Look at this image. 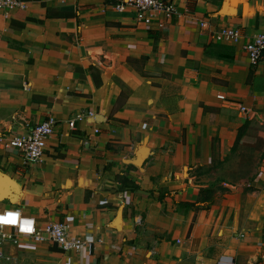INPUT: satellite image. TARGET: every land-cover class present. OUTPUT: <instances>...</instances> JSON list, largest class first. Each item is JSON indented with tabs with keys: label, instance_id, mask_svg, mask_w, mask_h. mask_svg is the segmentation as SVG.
Here are the masks:
<instances>
[{
	"label": "crops",
	"instance_id": "crops-1",
	"mask_svg": "<svg viewBox=\"0 0 264 264\" xmlns=\"http://www.w3.org/2000/svg\"><path fill=\"white\" fill-rule=\"evenodd\" d=\"M173 2L159 29L109 0H26L0 15V136L59 122L38 163L0 149L15 181L0 183V209L65 221L84 242L75 252L18 237L0 245V264H182L201 252L216 209H201L189 173L216 140L237 138L250 114L240 105L264 107V58L253 66L243 49L264 29V0ZM226 27L240 41L219 40Z\"/></svg>",
	"mask_w": 264,
	"mask_h": 264
},
{
	"label": "rangeland",
	"instance_id": "rangeland-1",
	"mask_svg": "<svg viewBox=\"0 0 264 264\" xmlns=\"http://www.w3.org/2000/svg\"><path fill=\"white\" fill-rule=\"evenodd\" d=\"M189 174L197 188L211 189L201 209L216 214L201 252L181 255L182 264H264V107L252 108L224 148L216 140L211 161Z\"/></svg>",
	"mask_w": 264,
	"mask_h": 264
},
{
	"label": "built area",
	"instance_id": "built-area-1",
	"mask_svg": "<svg viewBox=\"0 0 264 264\" xmlns=\"http://www.w3.org/2000/svg\"><path fill=\"white\" fill-rule=\"evenodd\" d=\"M26 0H0V15L5 10H16L24 7ZM117 9H133L138 22L150 28H163L178 15V10L173 0H109ZM243 37L239 27H226L219 31V40H231L235 43ZM243 49L253 66H257L264 58V29L252 34L243 44ZM226 99L224 95H218ZM242 112H251L249 108L240 105ZM82 119L78 114L69 120V126L76 128L77 122ZM58 120L49 116L35 124L24 134H10L0 136V149L15 150L21 156L24 165L38 163L43 159L50 139L54 136ZM98 130V129H97ZM11 214V215H9ZM3 221L14 220L15 223L0 221V245L6 241L17 242L18 237H27L35 241L48 240L65 251L78 252L84 242L73 236L71 226L65 221L51 222L40 226L37 220L25 215L18 207L0 209ZM8 229H13L9 234ZM9 260L10 256H6Z\"/></svg>",
	"mask_w": 264,
	"mask_h": 264
},
{
	"label": "trees",
	"instance_id": "trees-1",
	"mask_svg": "<svg viewBox=\"0 0 264 264\" xmlns=\"http://www.w3.org/2000/svg\"><path fill=\"white\" fill-rule=\"evenodd\" d=\"M214 46H216L217 48H218V51H219V53L222 55L221 57H224L225 56V54H227L228 52H229V49H230V47H228V46H224V45H221V44H213ZM227 55H231L232 56V53H228ZM229 58H232V57H229ZM131 62H133L132 60H131ZM247 122H249V121H247ZM240 136V135H239ZM240 138V137H239ZM130 186H132V187H135L136 186V184H131ZM210 192H211V189H202L201 191H200V193H199V198L201 197V200L202 201H205V200H207L208 198H209V194H210ZM208 195V196H207ZM184 205H185V203H183ZM187 204V203H186ZM187 205H190V206H193L194 204H192V203H189L188 202V204Z\"/></svg>",
	"mask_w": 264,
	"mask_h": 264
},
{
	"label": "water",
	"instance_id": "water-1",
	"mask_svg": "<svg viewBox=\"0 0 264 264\" xmlns=\"http://www.w3.org/2000/svg\"><path fill=\"white\" fill-rule=\"evenodd\" d=\"M7 182V184H11V185H15V181L10 177V176H8V175H2L1 173H0V183L1 182Z\"/></svg>",
	"mask_w": 264,
	"mask_h": 264
},
{
	"label": "snow or ice",
	"instance_id": "snow-or-ice-1",
	"mask_svg": "<svg viewBox=\"0 0 264 264\" xmlns=\"http://www.w3.org/2000/svg\"><path fill=\"white\" fill-rule=\"evenodd\" d=\"M9 215H11V214H9ZM0 221H3V218H2V217H0ZM3 222H7V223H15L14 220H8V221H3Z\"/></svg>",
	"mask_w": 264,
	"mask_h": 264
}]
</instances>
